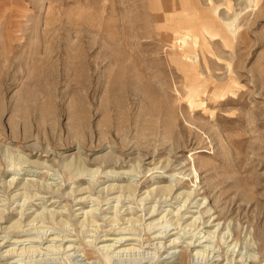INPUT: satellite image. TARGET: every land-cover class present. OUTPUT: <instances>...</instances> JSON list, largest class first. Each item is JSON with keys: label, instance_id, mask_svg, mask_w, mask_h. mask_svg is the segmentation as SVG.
<instances>
[{"label": "rangeland", "instance_id": "1", "mask_svg": "<svg viewBox=\"0 0 264 264\" xmlns=\"http://www.w3.org/2000/svg\"><path fill=\"white\" fill-rule=\"evenodd\" d=\"M0 264H264V0H0Z\"/></svg>", "mask_w": 264, "mask_h": 264}, {"label": "bare ground", "instance_id": "2", "mask_svg": "<svg viewBox=\"0 0 264 264\" xmlns=\"http://www.w3.org/2000/svg\"><path fill=\"white\" fill-rule=\"evenodd\" d=\"M14 185V184H13ZM152 191V190H151ZM164 191H166V192H169V193H171L172 191H173V188L172 187H167V188H165V190ZM121 242V241H120ZM171 244V243H170ZM169 244V245H170ZM161 248V247H160ZM199 254V253H198Z\"/></svg>", "mask_w": 264, "mask_h": 264}]
</instances>
